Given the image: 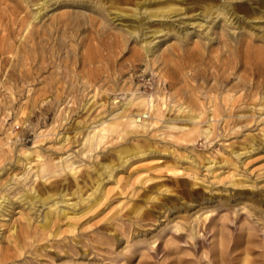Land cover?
Returning a JSON list of instances; mask_svg holds the SVG:
<instances>
[{"label":"rangeland","instance_id":"rangeland-1","mask_svg":"<svg viewBox=\"0 0 264 264\" xmlns=\"http://www.w3.org/2000/svg\"><path fill=\"white\" fill-rule=\"evenodd\" d=\"M218 1L0 0V264H264V212L220 204L264 196V0Z\"/></svg>","mask_w":264,"mask_h":264},{"label":"bare ground","instance_id":"bare-ground-1","mask_svg":"<svg viewBox=\"0 0 264 264\" xmlns=\"http://www.w3.org/2000/svg\"><path fill=\"white\" fill-rule=\"evenodd\" d=\"M47 1H49V0H42V2H47ZM67 1V0H66ZM5 4V3H4ZM229 5V3L228 2H226L225 0L223 1H218V2H214V3H212V4H209L208 5V8H207V11H206V13L205 14H209V15H211V13H213L214 11H217L216 13H219V14H222L223 16H227V14H229V16H231V13H234V10L231 8V6H228ZM3 6V5H2ZM19 9V8H18ZM8 10V9H7ZM16 10H17V6H16ZM15 10V11H16ZM14 11V10H13ZM40 12H41V8L39 9V11H37V13H34V19L35 18H39V15H40ZM17 13V12H16ZM22 14V13H21ZM3 15V14H2ZM152 15H155V14H152ZM235 15H236V13H235ZM12 16H13V13H12ZM15 16H17V15H15ZM14 16V17H15ZM228 16V17H229ZM41 17V16H40ZM227 17V18H228ZM18 18V17H17ZM21 18H23L22 16H21ZM29 18V17H28ZM226 18V17H225ZM227 18L225 19V20H227ZM20 19V18H19ZM14 20H15V18H14ZM20 21V20H19ZM5 23V22H4ZM21 23V22H20ZM52 23V22H51ZM140 23V22H139ZM29 24V23H28ZM27 24V25H28ZM55 24V23H54ZM1 25V24H0ZM3 25V24H2ZM13 25V24H12ZM53 27V26H52ZM24 28V27H23ZM25 28H28V26L26 27V25H25ZM15 29H16V27H15ZM142 28L140 27V30H141ZM4 30V29H3ZM2 30V31H3ZM13 31V30H12ZM14 32V31H13ZM8 34V33H7ZM13 34V33H12ZM40 34V33H39ZM38 34V35H39ZM147 34V33H146ZM154 34V33H153ZM24 36V35H23ZM1 38V37H0ZM26 40V39H25ZM1 41V40H0ZM245 44H247V43H245ZM22 46V45H21ZM244 46H246L244 49L245 50H243L244 52L241 54V56H242V58L241 59H244L245 61H247V62H250V63H252V64H254V67L256 68V70L258 71V80L259 81H264V46H258V47H253V46H249V45H244ZM240 48V47H239ZM146 49H148V48H146ZM29 50V49H28ZM152 50V49H151ZM4 52V51H3ZM242 52V51H241ZM7 56V55H6ZM163 80V82H165V80L164 79H162ZM164 97H166V96H164ZM150 99V98H149ZM164 99V98H163ZM226 99V98H225ZM162 100V99H161ZM233 100V99H232ZM153 101V100H152ZM166 100L164 99V102H165ZM149 103H150V100H149ZM166 103V102H165ZM152 104H154V103H152ZM162 104V103H161ZM224 104V103H223ZM155 106V105H154ZM162 107V106H161ZM180 107V106H179ZM184 107H186V106H183V107H181L180 109H184ZM155 108V107H154ZM228 108V107H227ZM161 109V108H160ZM160 109L158 108V107H156V112H158V113H160ZM188 109V108H187ZM211 109V111L213 112V111H216V108L214 107V105H213V107L212 108H210ZM179 110V109H178ZM191 109H188V112L190 111ZM183 111V110H182ZM185 112V111H184ZM187 112V111H186ZM157 113V114H158ZM191 113V112H190ZM213 115V114H212ZM157 118H159L158 116H157ZM195 118V117H194ZM193 117H191L190 119L191 120H193L194 119ZM189 119V120H190ZM142 123L144 124V123H146L145 122V120L144 119H142ZM170 125V124H169ZM172 125H174V126H177L175 123H171V125L170 126H172ZM182 127H183V125H182ZM232 151H234V150H232ZM235 154V153H234ZM240 155V153H236V156L238 157ZM207 159V163L206 164H208V165H206V168H210L211 167V164H209L210 162L211 163H213L214 161L212 160V159H209V157H207L206 158ZM225 162H227V160L228 159H223ZM26 163H28V162H26ZM228 163V162H227ZM231 164H232V166L233 167H237V164L235 163V162H230ZM213 165H215V164H213ZM36 171L38 172L40 169H42V167H43V165L42 164H36ZM110 171V170H109ZM243 182H245V180H239V181H232L231 183L232 184H238V185H242V183ZM249 185V184H248ZM51 186V185H50ZM50 186H45L44 188H49ZM163 185L161 184V185H159L157 188H161ZM245 186H247V185H245ZM252 186V185H251ZM166 187V186H165ZM164 190H165V192H167L168 190H170V188L169 187H166V188H164ZM104 191V190H103ZM104 195V194H103ZM40 197V196H39ZM44 197V196H43ZM41 198V201H43V202H45V200H46V198L48 197H44V198ZM153 197H155V196H153ZM25 198V197H24ZM229 198V199H228ZM31 199V198H30ZM34 199V198H33ZM99 199H100V196H98V201H99ZM206 199H207V202L209 203V202H211L212 201V197H206ZM20 200V199H19ZM29 200V199H28ZM230 200H234V201H236V204H238V205H241V208H245L247 205L248 206H250L251 208H253V210H255V211H259V212H264V210H260V207H262V206H264V196H262L260 193H258V192H255V191H250V190H237V191H235L234 193H233V195L231 196V197H226L225 198V200H223V201H221L220 202V204L222 205V204H229V202H230ZM3 201V202H2ZM2 201H0V215H5V214H9V212L13 209V207H12V204L10 203L11 201H9V199H2ZM30 201V200H29ZM34 201V200H33ZM11 204V205H10ZM90 205H88V207H89ZM209 205H207L206 207H208ZM139 207V206H138ZM138 207H137V209H138ZM205 206H203V208H204ZM201 208V207H200ZM200 208H198V209H200ZM136 209V210H137ZM198 209L197 210H195L196 212L198 211ZM207 209V208H206ZM215 208H214V206L212 207V208H209L208 210H210V211H213ZM141 210V209H140ZM139 210V211H140ZM247 210V209H246ZM252 210V211H253ZM195 211H194V214H195ZM206 211V210H205ZM136 212V211H135ZM256 213V212H255ZM138 214V213H137ZM200 215V214H199ZM54 216H58V217H65V218H67V217H69L68 216V212L65 210V209H62V208H60V207H58V206H55V208L54 209H52V210H48V211H46L44 214H43V217H42V219H41V222L39 223V225H38V227L39 228H45L46 229V227H50L51 226V223H52V218L54 217ZM197 216V215H196ZM180 217V216H179ZM198 217V216H197ZM200 217V216H199ZM204 217H206V216H204ZM182 218V217H181ZM196 218V217H195ZM258 219H262V216H258ZM198 220V219H197ZM175 222H178V221H175ZM30 224H31V221H30V219L28 218V222H27V224L26 225H24L22 228H20V230H19V232L17 233V228H16V226L13 224L12 226H11V231H12V234H16L17 233V235L16 236H18V234L19 233H23V235H24V237H28L29 236V233H30V230H29V228H30ZM179 225V224H178ZM176 226H177V224H176ZM179 227H181L180 225H179ZM51 228V227H50ZM56 230H58L57 228L52 232L51 231V235L52 236H54L57 232H56ZM141 241V240H140ZM23 244V243H22ZM22 244H21V246H22ZM64 252H67L66 250L64 251ZM8 257V254L6 253V252H0V260H4V259H6ZM244 260V259H243ZM243 264H248V262H247V259H245L244 261H243Z\"/></svg>","mask_w":264,"mask_h":264}]
</instances>
